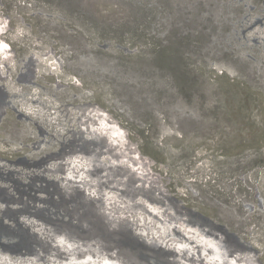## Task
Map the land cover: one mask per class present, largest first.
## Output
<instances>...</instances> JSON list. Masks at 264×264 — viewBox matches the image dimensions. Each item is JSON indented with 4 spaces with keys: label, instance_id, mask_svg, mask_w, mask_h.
Here are the masks:
<instances>
[{
    "label": "rangeland",
    "instance_id": "374dc122",
    "mask_svg": "<svg viewBox=\"0 0 264 264\" xmlns=\"http://www.w3.org/2000/svg\"><path fill=\"white\" fill-rule=\"evenodd\" d=\"M187 224L264 264V0H0V264H175Z\"/></svg>",
    "mask_w": 264,
    "mask_h": 264
},
{
    "label": "bare ground",
    "instance_id": "6f19581e",
    "mask_svg": "<svg viewBox=\"0 0 264 264\" xmlns=\"http://www.w3.org/2000/svg\"><path fill=\"white\" fill-rule=\"evenodd\" d=\"M2 52L3 53H6V54L9 53L8 50H6V49H2ZM160 58H163V57H161V55H160ZM80 85H83V84L80 82L79 83V86ZM91 119H93V118L91 117ZM100 120H101V123L100 124L97 123V125H99L98 128H99V130L102 131V134L105 137H107L106 134H109V138L112 139V142H116V148H118L119 149V152H121V154H122L121 156H127V157H129L128 161L130 162V160H131V162H133L131 164L132 166H129L130 170H136V174L137 173H140V176H142L144 178H148V180H151L152 179V178H150L151 176L149 174L147 175V173H146L147 170H148L147 169L148 168V165L147 164L150 163L149 157L147 155L143 154L140 151L137 152L139 154V156H136V155L133 154V152L136 153V151H131L132 150L131 149L132 147H130L129 144H126L125 143L127 141H126V134L123 133V131H122L123 128H121L120 126H117L116 124H114V122H112L110 120L106 121L103 118L100 119ZM104 140H106V139H104ZM108 149H109L110 152L112 151L111 147H108ZM114 152H115V150H114ZM112 153H113V151L111 152V154ZM113 155L114 156H119V153L117 152V154H113ZM119 166H121V165H119ZM84 170H85V166L82 167V172H81L82 173V177H84L83 174H85V171ZM151 172L153 173V171H151ZM85 175H87V174H85ZM138 177H139V175H138ZM82 180H85V179H82ZM81 182L83 183L84 186H86V184H84L83 181H81ZM88 190H90V189H88ZM121 202L124 204V201H121ZM101 203H102V206H104V208H106V210L112 216H121V214L125 212V210H122V209H119L118 211L117 210H114L113 207H112L113 206L112 205L113 203H111L109 199H107L106 201H103ZM121 204H119V205H121ZM31 205L32 204H28V207H30V208L31 207H34V206H31ZM110 205H112V206H110ZM143 209L149 211L150 214H152V215H156V212H157L156 210L157 209H155V208L154 209L151 208V210H149L147 207H144ZM124 215H126V214H123L122 216H124ZM156 216L158 217V215H156ZM188 222L191 223L189 220H188ZM174 226H176V225H174ZM173 230H175L177 232V234L179 233L181 235V238L178 241H175L174 242V244L176 243L174 245V248L171 249V253L174 255L175 260H176L175 264H250L249 261H246V260H243V261L235 260V256L234 255H233V257L226 256L222 252L221 246L218 243V241H214V240L208 238L205 235V233L200 232L199 230H196L194 228V226H191V225H188L187 224L185 227L184 226H181L180 227V230L176 229V227H173ZM165 242H167V241H165ZM68 250L70 251L69 253L68 252L67 253L66 252L62 253L61 251H58L57 250L58 252L57 253H54L53 255H55L57 257V259H65V260H68L69 259L67 257V255H72L74 257V260L71 261V262H69V263L68 262L67 263L65 262V264H84L85 260H87L86 255H83L82 256V255H80V252H79V255H76V254H78V250L77 249L75 251V250H72V249H69L68 248ZM36 253H37V251H36ZM64 254H65V256H64ZM166 254H167V252H166ZM91 258H93V257H91ZM41 259H43V258H41ZM107 259H108V257H107ZM94 260L95 259L93 258L92 261H91V263H88V264H97L95 262L97 260V257H96V260L95 261ZM59 261L62 262V260H59ZM107 262L109 263V261H107ZM115 262H116V260H115ZM118 262H116V263H118ZM101 264H104V263H101Z\"/></svg>",
    "mask_w": 264,
    "mask_h": 264
}]
</instances>
